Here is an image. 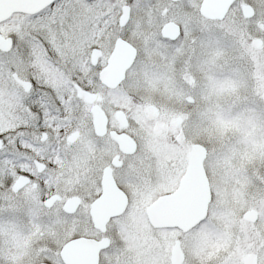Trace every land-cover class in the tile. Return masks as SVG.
<instances>
[{
  "label": "snow or ice",
  "instance_id": "snow-or-ice-1",
  "mask_svg": "<svg viewBox=\"0 0 264 264\" xmlns=\"http://www.w3.org/2000/svg\"><path fill=\"white\" fill-rule=\"evenodd\" d=\"M0 264H264V0H0Z\"/></svg>",
  "mask_w": 264,
  "mask_h": 264
}]
</instances>
